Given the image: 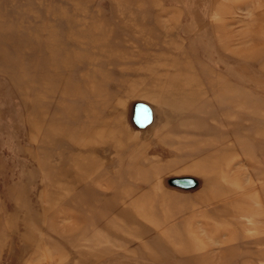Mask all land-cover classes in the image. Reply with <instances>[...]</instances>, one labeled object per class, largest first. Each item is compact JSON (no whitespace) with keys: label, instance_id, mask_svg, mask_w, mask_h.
Segmentation results:
<instances>
[{"label":"rangeland","instance_id":"1","mask_svg":"<svg viewBox=\"0 0 264 264\" xmlns=\"http://www.w3.org/2000/svg\"><path fill=\"white\" fill-rule=\"evenodd\" d=\"M0 264H264V0H0Z\"/></svg>","mask_w":264,"mask_h":264},{"label":"water","instance_id":"2","mask_svg":"<svg viewBox=\"0 0 264 264\" xmlns=\"http://www.w3.org/2000/svg\"><path fill=\"white\" fill-rule=\"evenodd\" d=\"M139 117H140L141 123L146 125L150 121L151 110L148 107L140 108Z\"/></svg>","mask_w":264,"mask_h":264},{"label":"bare ground","instance_id":"3","mask_svg":"<svg viewBox=\"0 0 264 264\" xmlns=\"http://www.w3.org/2000/svg\"><path fill=\"white\" fill-rule=\"evenodd\" d=\"M88 141V140H87Z\"/></svg>","mask_w":264,"mask_h":264}]
</instances>
